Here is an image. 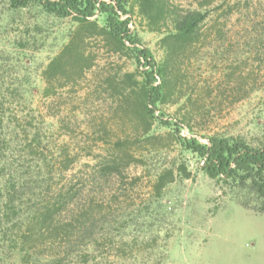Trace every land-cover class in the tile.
I'll list each match as a JSON object with an SVG mask.
<instances>
[{
  "label": "rangeland",
  "instance_id": "obj_1",
  "mask_svg": "<svg viewBox=\"0 0 264 264\" xmlns=\"http://www.w3.org/2000/svg\"><path fill=\"white\" fill-rule=\"evenodd\" d=\"M166 1L170 12L202 9L207 16L183 44L166 38L169 19L150 24L133 0L132 29L157 61L169 64L157 119L139 92L142 67L102 37L87 48L96 55L93 66L76 67L46 96L43 70L76 24L45 12L33 18L35 10L0 0V57L11 55L8 63L19 75L6 83L29 80L10 106L17 114L11 115L10 171L20 185L11 190L15 204L0 224V264H55L58 258L62 264H264V212L244 206L242 192L205 174L199 157L183 150L161 122L180 121L184 136L203 142L220 132L264 145V0ZM36 22L41 33L33 29ZM30 36L24 55L18 41ZM21 59L30 63L29 73ZM38 130L40 142L25 150ZM181 163L192 176L175 175L158 192L159 173ZM108 165L115 166L112 173ZM70 181L76 212L62 202L52 206ZM58 208L65 220L82 214L81 221L94 219L96 226L80 237L72 236V227L55 229Z\"/></svg>",
  "mask_w": 264,
  "mask_h": 264
},
{
  "label": "trees",
  "instance_id": "obj_2",
  "mask_svg": "<svg viewBox=\"0 0 264 264\" xmlns=\"http://www.w3.org/2000/svg\"><path fill=\"white\" fill-rule=\"evenodd\" d=\"M135 2L138 4L140 14L146 16L150 24L158 25L169 19L172 27L166 38H174L176 42L183 44L195 37L200 24L207 16L202 9H191L182 14L170 12L169 8L167 10L166 0H135ZM9 5L12 9H27L30 13L35 10L33 18L36 17V13L45 12L60 18L69 17L76 24L69 34L67 43L43 70L44 94L46 96L53 93L57 84L63 85L64 77L69 78L70 73L76 74L74 71L76 67L79 68V72H85L93 66L96 55L87 48L93 38L102 37L108 44L115 47L114 52L128 51L137 64L142 67L139 92L144 97L145 109L149 116L158 119L159 115H156V112L167 96L169 64L164 59L157 61L151 49L142 44L141 39L132 29L133 0H9ZM42 28L37 22L34 23L33 29L37 30V33H41ZM31 42H33L31 36L18 41V47L22 54H27L26 50ZM10 56L7 54L3 56V59L0 57V224L5 222V213L9 215V211L13 208L11 205L15 204L13 195H10L11 190L14 194L20 185L19 179H14V175L10 171L13 166V163L10 162L11 143L15 131L11 115L17 118V114L11 113L10 106L14 95L18 92L22 95L26 84L29 83L27 78L19 85L13 84L10 87L7 85V79L19 76L18 74L14 75L15 65L12 66L8 63V60L11 59ZM18 62L21 69L25 68L29 73L30 63L24 62L23 59ZM125 76L137 82L134 73H126ZM6 85L8 87H5ZM161 122L175 133L183 150L190 151L199 157L201 160L200 169L205 174L222 187H230L242 192L245 195L242 199L244 206L264 212V145H253L242 135L220 132L205 136L206 142H203L193 134L184 136L181 133L183 123L180 121L161 120ZM28 135L29 133L25 135L26 138L29 137ZM40 140L39 130L35 131L25 150L28 148L33 150ZM113 168H115L114 165L107 166L110 173ZM101 170H106V168ZM191 174L185 163H181L177 168L165 169L159 173L155 188L160 192L175 179V175L190 178ZM75 185L70 181L59 188L56 192L58 197L52 206L62 202L65 206H70V211H73V207L75 212L78 211L79 207L74 206L77 194L74 190ZM59 209L53 211L55 216L51 223L55 229L72 227V236L80 237L83 233L85 235L90 228L96 226L93 218L90 225L86 220L85 222L81 221L84 216L82 214L73 213L65 220ZM51 210L52 208H45L44 212L47 213ZM94 232L93 229L90 233V241L93 240ZM61 261L62 258H58L54 260V263L62 264Z\"/></svg>",
  "mask_w": 264,
  "mask_h": 264
}]
</instances>
